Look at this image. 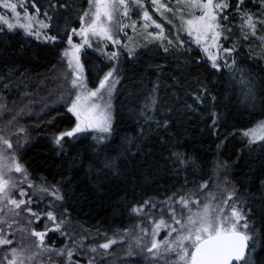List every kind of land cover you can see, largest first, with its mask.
<instances>
[{
    "label": "snow or ice",
    "instance_id": "snow-or-ice-1",
    "mask_svg": "<svg viewBox=\"0 0 264 264\" xmlns=\"http://www.w3.org/2000/svg\"><path fill=\"white\" fill-rule=\"evenodd\" d=\"M72 12L78 27L69 23ZM138 28L144 48L151 44L162 50L157 55L174 57L181 71L195 64L222 79L227 70L224 93L238 86L246 101L241 115L256 122L232 126L217 148L239 135L237 161L259 152L254 189L232 178L238 162L218 157L209 171L174 131L196 112L206 113V127L218 139L228 126L223 94H213L199 77L191 90L173 77L191 103L174 93L172 104L161 101L158 77L143 106L133 109L134 127L121 135L115 112L127 91L124 66L143 55L121 34ZM17 30L45 46H66L43 73L0 55V264H264V119L256 120L264 117V68L253 70L264 64V0H87L86 7L76 0H0V34ZM93 48L102 59L86 70ZM56 105L71 126L44 133L59 123ZM37 107L39 118L29 123L25 118ZM34 132L68 165L51 180L35 178L25 159ZM73 141H87L84 151L71 155ZM76 171L95 194L141 188L139 200L133 193L131 202L118 205L137 222L118 231L86 226L74 215L75 204L88 199L77 192Z\"/></svg>",
    "mask_w": 264,
    "mask_h": 264
},
{
    "label": "trees",
    "instance_id": "trees-1",
    "mask_svg": "<svg viewBox=\"0 0 264 264\" xmlns=\"http://www.w3.org/2000/svg\"><path fill=\"white\" fill-rule=\"evenodd\" d=\"M45 3L46 0H40ZM77 6H87V0H76ZM31 11V9H30ZM70 17L69 23L72 26H79L78 19L75 12L68 14ZM239 36L238 28L233 34V39ZM66 46V41H57L56 47L45 46L42 42L36 41L34 38H28L24 35L23 30H17L13 33L0 34V55L7 59L14 60L18 64H22L25 68L34 69L36 72H46L51 64H55L59 59V53L63 47ZM254 47H256L254 45ZM195 49V45H193ZM143 55H141L134 63H128L124 66L125 79L123 84L127 85V91H122L116 102L115 118L121 135L125 131H130L134 127V113L133 109L143 106L144 99L149 95L150 85L157 82L159 77L161 82V91L159 97L161 101H167L172 104L175 96L174 93L180 96L181 100L188 99L181 92V85L173 80L176 77L177 81H183V88L191 90L197 87L196 78L199 77L209 88L212 89L213 94H223L222 102L228 106L224 110V115L227 122V127L222 128L221 136L218 139L206 127L207 116L206 113L201 115V112L189 113L186 118L180 121L176 131L179 135L180 143L187 145V151L193 149L202 157L207 164L208 170L211 171L213 162L219 157L222 160L232 163L238 162L239 166L232 169V178L237 183V186L244 184L248 188L254 189L258 184L255 172H258L260 167V154L258 151L247 153L243 155V159L237 161L238 156L241 155L240 149L243 144V138L239 135L235 138L230 137L221 148H217L223 136L232 131V126L237 129L243 126L252 127L256 121L249 124L251 119L247 112L241 115L243 105L246 103L244 97L240 95V89L237 86L235 93L229 91L224 93L225 81L228 79L227 70L225 76L221 79L219 77H209L204 70L205 66L197 67L195 64L189 66L181 71L172 56L165 57L164 55H157V52L162 50L152 48L149 44L148 48L144 46L139 48ZM151 49V50H149ZM89 55L85 57L86 70L100 63L102 57L93 49L87 50ZM244 51L247 52L245 46ZM259 52V48H257ZM200 56L203 53L200 52ZM186 58H181V63ZM202 63V62H201ZM264 64L256 65L253 70L257 73L261 72ZM96 73L91 71L90 79H95ZM91 86V85H90ZM139 97V98H137ZM191 103V100L188 99ZM60 108V116L57 117L58 124L56 127H44V133H50L57 130H63L70 127L68 123L69 114L62 105H56ZM39 108L34 110V114L25 119L31 123L38 119ZM41 116L43 114H40ZM74 119V118H73ZM264 119L259 115L256 120ZM43 127V126H42ZM39 132V129L36 130ZM34 139L32 145L25 153V159L28 161L35 178L45 177L48 180L52 179V175L60 170V166L68 165L55 157L52 152V144L50 140L46 139L44 134L36 135L33 133ZM175 142V139L173 140ZM85 143L73 141L72 146L68 148L71 155H75L77 151L83 152L86 147ZM185 150V149H182ZM75 171V170H74ZM78 180L75 186L77 192L83 191L87 200H81L75 204L74 215L86 222L87 225H95L103 229H110L112 231L121 230L124 227H131L137 221L132 218L130 213L124 208L118 207L123 204L125 199L129 202L133 200V193L135 199L139 200L144 192L136 185H130L129 191H121L119 188H112L111 191H105L100 194H95L91 191V185L85 179L84 173L76 171ZM59 177H57L58 179ZM148 195L153 193L149 191ZM53 239H56L54 236ZM60 240H57V245Z\"/></svg>",
    "mask_w": 264,
    "mask_h": 264
},
{
    "label": "rangeland",
    "instance_id": "rangeland-1",
    "mask_svg": "<svg viewBox=\"0 0 264 264\" xmlns=\"http://www.w3.org/2000/svg\"><path fill=\"white\" fill-rule=\"evenodd\" d=\"M160 22L165 24V28L166 29L174 31L173 29H171V26L168 25L165 21L161 20ZM126 31L128 33V36H124L123 34H121V39L122 40H124L125 42H128V43L134 44L138 49L144 46V44H145V36H144V32H143L142 29L138 28L135 33H133V31L131 29H127ZM128 37H131V41L128 40ZM75 39L77 41L79 40L78 37H76ZM97 46L103 47V44H94V48L97 47ZM109 47H110V50H111V46H109ZM94 48H93V50H94Z\"/></svg>",
    "mask_w": 264,
    "mask_h": 264
}]
</instances>
